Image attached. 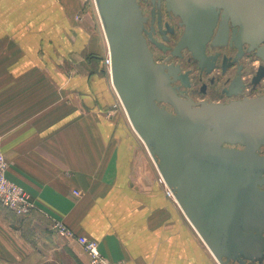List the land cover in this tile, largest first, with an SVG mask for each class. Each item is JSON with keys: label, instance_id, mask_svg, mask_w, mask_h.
<instances>
[{"label": "crops", "instance_id": "obj_1", "mask_svg": "<svg viewBox=\"0 0 264 264\" xmlns=\"http://www.w3.org/2000/svg\"><path fill=\"white\" fill-rule=\"evenodd\" d=\"M91 7L0 0V144L34 202L22 217L0 203V264H88L79 237L126 264H219L128 120Z\"/></svg>", "mask_w": 264, "mask_h": 264}, {"label": "water", "instance_id": "obj_2", "mask_svg": "<svg viewBox=\"0 0 264 264\" xmlns=\"http://www.w3.org/2000/svg\"><path fill=\"white\" fill-rule=\"evenodd\" d=\"M180 17L178 46L203 55L216 7L239 25L237 41L264 37V0H165ZM107 43L110 78L128 120L174 200L219 264L264 259V100L195 103L171 83L142 35L137 0H94ZM160 103H169L173 112ZM240 143L243 149L223 146Z\"/></svg>", "mask_w": 264, "mask_h": 264}, {"label": "flooded vegetation", "instance_id": "obj_3", "mask_svg": "<svg viewBox=\"0 0 264 264\" xmlns=\"http://www.w3.org/2000/svg\"><path fill=\"white\" fill-rule=\"evenodd\" d=\"M137 3L145 18L142 35L153 61L177 68L178 78L171 85L179 96L195 103L264 100V37L255 44L237 41L239 25L233 24L230 17L224 18V9L216 7L212 33L198 58L187 46H178L185 27L179 16L167 10L165 0H137ZM160 105L173 112L169 103ZM223 146L244 148L240 143ZM256 152L264 158V142Z\"/></svg>", "mask_w": 264, "mask_h": 264}, {"label": "built area", "instance_id": "obj_4", "mask_svg": "<svg viewBox=\"0 0 264 264\" xmlns=\"http://www.w3.org/2000/svg\"><path fill=\"white\" fill-rule=\"evenodd\" d=\"M104 63L108 69V66L110 65L109 55L104 57ZM7 167L8 163L0 144V203L14 212L17 216H27L34 208L33 199L21 186L7 178ZM162 182L163 185H165L163 180ZM171 193V190L165 186L166 196L171 197ZM51 227L60 235L77 238L74 232L62 220L54 219ZM78 240L89 256L88 264H126L123 261H115L103 255L99 251L96 240L83 239L80 237Z\"/></svg>", "mask_w": 264, "mask_h": 264}, {"label": "rangeland", "instance_id": "obj_5", "mask_svg": "<svg viewBox=\"0 0 264 264\" xmlns=\"http://www.w3.org/2000/svg\"><path fill=\"white\" fill-rule=\"evenodd\" d=\"M88 3H90V5L92 6V12L94 14V17L97 18V21H98V14L96 12V8H95V4H94V1L93 0H88ZM100 21V20H99ZM101 27V26H100ZM106 55H107V52H106ZM106 72H108V69H107V66H106ZM109 73V72H108ZM161 177V176H160ZM164 191H165V185H164Z\"/></svg>", "mask_w": 264, "mask_h": 264}, {"label": "bare ground", "instance_id": "obj_6", "mask_svg": "<svg viewBox=\"0 0 264 264\" xmlns=\"http://www.w3.org/2000/svg\"><path fill=\"white\" fill-rule=\"evenodd\" d=\"M94 1V0H93ZM95 4V3H94ZM96 8V7H95ZM96 12H97V10H96ZM98 14V13H97ZM99 17V16H98ZM100 20V19H99ZM108 52V51H107ZM107 56H108V53H107ZM110 66V65H109ZM108 66V71H109V74H110V67ZM165 186H166V184H165ZM172 194V193H171ZM172 199H174V197H173V194H172ZM29 217V216H28ZM263 262V261H262Z\"/></svg>", "mask_w": 264, "mask_h": 264}]
</instances>
